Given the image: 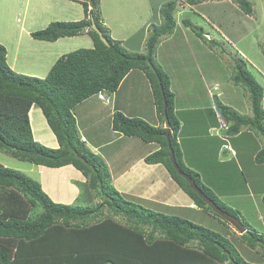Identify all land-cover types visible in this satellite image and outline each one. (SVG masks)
<instances>
[{"label":"trees","instance_id":"16d2710c","mask_svg":"<svg viewBox=\"0 0 264 264\" xmlns=\"http://www.w3.org/2000/svg\"><path fill=\"white\" fill-rule=\"evenodd\" d=\"M73 1L83 5L84 19L52 22L31 36L40 41L56 42L87 34L94 46L61 56L45 79L14 72L7 64V50L0 44V153L48 168L72 165L87 179V191L83 195H94L100 202L85 207L55 203L39 181L0 164V264H247L232 243L217 232L186 218L154 211L145 206L147 201L121 194L113 186L105 160L92 153L82 140L73 113L76 106L94 95L118 91L132 70H143L149 76L163 125H166L164 98L167 101L169 135L177 164L219 207L238 218L202 183L201 175L186 166L178 141L181 123L170 79L159 67L152 69L147 63L159 37L175 32L176 2L161 9L163 24L153 31L148 44L151 57H148L129 52L122 42L111 38L99 12V0ZM188 1L197 5L207 0ZM232 1L244 14L253 15L250 1ZM93 23L103 32L109 46L91 29ZM185 24L203 32L202 27L193 26L189 20ZM233 80L248 92L252 116L242 115L216 100L215 108L227 124L219 130L239 138L241 128L249 127L264 139V88L243 58L237 64ZM33 106L41 109L57 139V149L34 139L30 120ZM112 128L125 137L159 144L160 149L147 156L145 162L162 164L197 207L214 213L174 168L166 127L153 126L142 118L116 112ZM256 161L264 163V148L257 153ZM116 217H122L125 223ZM242 238L252 248L260 247L264 254V235L247 227Z\"/></svg>","mask_w":264,"mask_h":264},{"label":"rangeland","instance_id":"374dc122","mask_svg":"<svg viewBox=\"0 0 264 264\" xmlns=\"http://www.w3.org/2000/svg\"><path fill=\"white\" fill-rule=\"evenodd\" d=\"M172 1L177 5L174 13L177 22L175 33L159 37L153 56L147 59V63L151 64L152 69L153 66L159 67L175 84L178 82L176 93L179 95L177 104L180 108L187 105V109H191L190 103L195 102L198 111L193 114L210 113L216 100H220L238 113L251 117L250 96L244 87L234 83L233 77L237 64L243 58L249 71L264 88V0H248L253 6L252 16L244 14L232 0H207L197 5L189 4L188 0H99L98 7L104 26L114 41L122 42L133 54L151 57L148 51L149 40L153 31L163 24L161 9ZM84 18L83 5L73 0H0V44L7 50V64L18 74L45 79L61 56L79 49H91L94 46L93 40L83 34L48 42L34 39L31 33L45 29L52 22H75ZM187 20L193 26H203L205 31H211L208 34L218 41L209 40L206 33L187 26ZM219 28L222 31L218 36ZM144 75L145 78H141L143 83L149 77L145 72ZM132 80L134 78L130 80L128 92L124 88L122 92L124 95L139 92L141 108L144 110L142 115L148 117L151 108L156 109L155 104L149 100L150 91L146 85L138 86L136 79L132 84ZM205 81L209 83L208 86ZM192 89L196 90L197 95ZM262 104L264 108V99ZM76 112L83 120L95 117L89 107ZM136 114L134 112L132 115ZM105 115L104 112L102 117ZM184 116L190 118L189 113ZM30 117L36 137L47 142L45 146L51 148L49 140L53 141L56 137L41 109L33 106ZM91 121H97V118ZM219 127L216 126L210 133L207 129L200 130L197 145L194 139L189 142L194 144V151L197 148L198 152H195L198 156L188 157V163L201 175L202 183L214 192L222 204L238 215L246 228L264 235V163L256 161L257 153L264 148V139L249 127L241 128L239 138L226 135L231 145V149L226 150L232 154L231 162L226 163L229 157L225 155L222 158L223 149L217 138H212L225 135V132L218 130ZM127 138L130 142L129 152H126L128 157L144 149L145 143L139 138ZM108 141H112V146L104 149L107 154L117 151L125 142L115 144L116 140L104 133L103 142ZM135 142H138L137 145ZM196 159L198 163L194 161ZM0 164L40 182L41 169L36 165L4 153H0ZM83 188V191H87L85 185ZM81 198L83 200L85 196L81 194ZM82 200L78 201L81 207L94 206L100 202L98 198L97 201L92 199V203H88L90 200L87 203ZM144 203L154 211L186 218L224 236L247 264H264L261 248L249 246L242 235L218 215L199 207L183 206L182 209L148 201ZM116 219L125 223L122 217Z\"/></svg>","mask_w":264,"mask_h":264},{"label":"crops","instance_id":"0c3cea01","mask_svg":"<svg viewBox=\"0 0 264 264\" xmlns=\"http://www.w3.org/2000/svg\"><path fill=\"white\" fill-rule=\"evenodd\" d=\"M185 12H187V10ZM203 22H205V19H203ZM208 22L211 23L209 19ZM201 27L203 28V26ZM208 31L209 30L205 31V28H203V32L209 36V40H214L212 39L213 37L211 38V35L208 34L212 32ZM221 31L222 29L219 28L217 31L218 36L220 35ZM214 41L217 42L218 40ZM185 73L188 72L185 71ZM133 78L134 80L136 79V84L138 83V86L142 84L146 85L150 91L149 100H151V103L155 104L156 109L151 108L148 117L142 115V112H144V110H142L141 108L142 105L140 103L141 98L139 97V92H129L127 95H124L122 92L123 88L128 92V85L130 83V80ZM141 78H145L144 71L141 69H134L124 79L118 91L112 94L104 93L103 98H100V95L102 94L94 95L79 104L78 106H76L73 110V113L77 120L79 134L82 140L88 146V148L90 150H93L105 160L111 173L113 186L121 194L173 208L179 207L183 209V206H190L193 208L196 207L198 209L195 203L187 195H185L183 191L177 186V184L171 179L169 173L162 164H147L145 162V158L147 156L160 149L159 144H149L140 140L142 143H145L144 149L142 151L137 152L135 155L133 154L128 157V154L126 152H129L130 149V142L128 140L129 138L114 131L112 128V118L114 113L116 112H121L127 117H142V119L144 120L150 119L153 121L152 124L150 123L151 125L154 124L153 126L164 128L166 127L165 124H162V120L160 119V116L158 114L157 106L155 103V96L149 80L146 78L147 81L145 80L143 83L141 81ZM134 80L131 81L132 84L134 83ZM208 84L209 83H206V86H208ZM216 84L217 83H214V85ZM170 88L176 96L175 110L181 123V130L179 132L178 141L180 143L181 152L183 154V160L185 164L187 162L188 165L186 164V166L192 169V165L188 163V157H190L191 155L198 156V154H196L195 152H198V150L196 148L194 151L192 147L194 144L189 142L194 139L195 144L197 145L198 143L196 142V140L200 139V135H198V133L202 129H204V131H206L207 129L209 133L211 132V130L213 132L215 127L219 125L218 115L220 114L217 112L215 106L212 108L210 113L202 112L200 114H193V112L198 111L197 109H195L197 105L195 106L193 103H190V105L192 106L191 109L190 107L189 109H187V105H183L182 108H180L177 104L179 103V95H177L176 93L179 89L178 82L175 84L174 82H172V80H170ZM192 91L195 93V95H197L195 89H192ZM199 106L201 105L199 104ZM88 107L92 110V116L95 117H91L89 120L88 118L85 120L80 119L77 116L76 111H80L81 109L85 110V108ZM104 112L106 113V115L103 118L102 116ZM134 112H136L137 114L132 115ZM186 113L190 114V118H186L184 116ZM95 118H97V121H91ZM104 133H106L109 138L116 140L114 142L115 144H118L119 141L125 142L122 143L123 145L117 151H111L107 154L104 152V149L109 146H112V141L103 142ZM113 136H115V138ZM212 138H217L221 145V150L223 149L222 158L223 156L227 155L229 159L226 160V163H230L232 159V154H230L231 152H229L228 150L224 149V146L226 145H229V147L231 146L228 142L229 140L227 139L226 135H222L221 137L214 136ZM34 139L40 143H43L44 145H46L47 143L43 142L40 137H36L35 134ZM49 141L51 148L59 147L56 138L53 141ZM137 143L138 142H135L136 145ZM233 155L236 156V154ZM194 161L198 163L197 159ZM37 167H40L41 169L39 179L41 182V186L55 203L66 205H79L78 201L82 200L81 194H84L83 186H86L87 183L86 177L80 171H78L72 165L64 166L61 168H48L44 166ZM48 172L50 173V175L46 176ZM50 187L53 188L50 189ZM84 196L85 198L82 201L85 203H87V200H90V198H93L94 201H97V199H95L91 195H88L87 193H85Z\"/></svg>","mask_w":264,"mask_h":264},{"label":"water","instance_id":"95a60500","mask_svg":"<svg viewBox=\"0 0 264 264\" xmlns=\"http://www.w3.org/2000/svg\"><path fill=\"white\" fill-rule=\"evenodd\" d=\"M91 29H93L94 31H96L99 36L101 41L109 46V42L107 40V38H105L103 32L97 27V25L95 23H93L91 25ZM160 82V79H159ZM162 89V87H161ZM164 112H165V118H166V129L167 132L165 134L167 141H168V148H169V156H170V160L174 166V168L176 169V171L178 172L179 175L183 176L187 182L190 184L191 189H193L198 196L212 209V211L214 213H216L218 216H220L221 218H223L225 221H227L235 230H237V232H239L241 235L245 234L247 232L246 227L243 225L242 221L237 218L236 216L230 214L229 212L223 210L221 207H219L211 198H209L203 191L202 189L196 184V181L191 178L187 173L183 172L181 170V168L179 167V165L177 164V160L175 157V153L174 150L172 148V142L170 139V135H169V130H170V122H169V118H168V113H167V101L164 98Z\"/></svg>","mask_w":264,"mask_h":264},{"label":"clouds","instance_id":"9594fccd","mask_svg":"<svg viewBox=\"0 0 264 264\" xmlns=\"http://www.w3.org/2000/svg\"><path fill=\"white\" fill-rule=\"evenodd\" d=\"M103 95V94H102ZM219 116V126H220V128H223V127H227V124H226V122L223 120V118H221V116L220 115H218ZM221 122H223V124H224V126H222L221 125ZM222 126V127H221ZM215 130V129H214ZM219 130V129H218ZM211 132H212V130H211ZM224 149L226 150V149H231V147H229V145L227 146H225L224 147ZM247 229V228H246Z\"/></svg>","mask_w":264,"mask_h":264},{"label":"built area","instance_id":"2783aa9c","mask_svg":"<svg viewBox=\"0 0 264 264\" xmlns=\"http://www.w3.org/2000/svg\"><path fill=\"white\" fill-rule=\"evenodd\" d=\"M100 98H103V95H100ZM221 125L224 126L223 122H221ZM222 126H221V127H222Z\"/></svg>","mask_w":264,"mask_h":264}]
</instances>
